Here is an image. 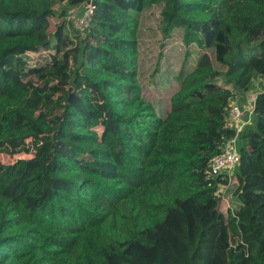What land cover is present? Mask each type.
Returning <instances> with one entry per match:
<instances>
[{
    "label": "trees",
    "instance_id": "16d2710c",
    "mask_svg": "<svg viewBox=\"0 0 264 264\" xmlns=\"http://www.w3.org/2000/svg\"><path fill=\"white\" fill-rule=\"evenodd\" d=\"M84 1L0 0V150L29 156L0 159V264H264V0H97L82 34ZM155 6L203 50L165 116L140 79ZM258 88L232 179L210 176Z\"/></svg>",
    "mask_w": 264,
    "mask_h": 264
},
{
    "label": "rangeland",
    "instance_id": "374dc122",
    "mask_svg": "<svg viewBox=\"0 0 264 264\" xmlns=\"http://www.w3.org/2000/svg\"><path fill=\"white\" fill-rule=\"evenodd\" d=\"M74 12L73 10L69 16L72 17ZM58 21V17L51 20L49 29L51 35L56 30ZM160 23V7L155 6L153 9H148L141 14L139 37L141 52L140 79L145 96L154 102L158 113L165 116L170 110L171 96L179 85L178 76L182 71L188 72L196 66L203 50L196 44L189 47L184 44V29L182 28L175 29L169 37H165L160 28ZM73 29L76 30L74 27ZM258 90L260 88L249 91L244 95L247 100L246 105L255 101ZM234 100L240 103V95L237 94ZM97 129L101 133L103 127L99 126ZM22 156L29 157L27 155H11L0 150V159L5 164L14 163ZM234 189L235 186L233 185L230 188L225 187L223 189L225 202L221 203V211L225 212L229 206L236 207V199L233 196Z\"/></svg>",
    "mask_w": 264,
    "mask_h": 264
},
{
    "label": "built area",
    "instance_id": "2783aa9c",
    "mask_svg": "<svg viewBox=\"0 0 264 264\" xmlns=\"http://www.w3.org/2000/svg\"><path fill=\"white\" fill-rule=\"evenodd\" d=\"M95 10L93 0H85L82 4V14L76 11L70 17L73 20L74 28L84 34L89 27ZM254 101L247 106H241L237 101L232 100L229 109V123L235 126L236 134L231 138H227L222 147V151L215 155L210 162V176L212 177H227L228 180L232 179L236 166L241 161V154L238 146V139L240 133L245 126L250 123L253 116ZM227 187L225 184H220L218 195L224 202L223 189ZM230 207V206H229Z\"/></svg>",
    "mask_w": 264,
    "mask_h": 264
},
{
    "label": "water",
    "instance_id": "95a60500",
    "mask_svg": "<svg viewBox=\"0 0 264 264\" xmlns=\"http://www.w3.org/2000/svg\"><path fill=\"white\" fill-rule=\"evenodd\" d=\"M97 2V0H93V3L95 4Z\"/></svg>",
    "mask_w": 264,
    "mask_h": 264
}]
</instances>
